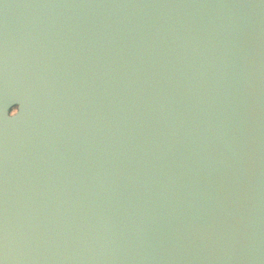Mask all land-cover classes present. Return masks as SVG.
<instances>
[{
  "label": "water",
  "instance_id": "1",
  "mask_svg": "<svg viewBox=\"0 0 264 264\" xmlns=\"http://www.w3.org/2000/svg\"><path fill=\"white\" fill-rule=\"evenodd\" d=\"M0 264H264V0H0Z\"/></svg>",
  "mask_w": 264,
  "mask_h": 264
},
{
  "label": "clouds",
  "instance_id": "2",
  "mask_svg": "<svg viewBox=\"0 0 264 264\" xmlns=\"http://www.w3.org/2000/svg\"><path fill=\"white\" fill-rule=\"evenodd\" d=\"M10 117L14 118L13 116H10Z\"/></svg>",
  "mask_w": 264,
  "mask_h": 264
}]
</instances>
